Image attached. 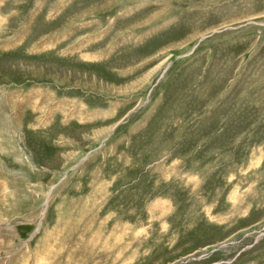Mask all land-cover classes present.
Returning <instances> with one entry per match:
<instances>
[{
  "label": "rangeland",
  "instance_id": "obj_1",
  "mask_svg": "<svg viewBox=\"0 0 264 264\" xmlns=\"http://www.w3.org/2000/svg\"><path fill=\"white\" fill-rule=\"evenodd\" d=\"M0 264H264V0H0Z\"/></svg>",
  "mask_w": 264,
  "mask_h": 264
},
{
  "label": "bare ground",
  "instance_id": "obj_2",
  "mask_svg": "<svg viewBox=\"0 0 264 264\" xmlns=\"http://www.w3.org/2000/svg\"><path fill=\"white\" fill-rule=\"evenodd\" d=\"M44 262V261H43Z\"/></svg>",
  "mask_w": 264,
  "mask_h": 264
}]
</instances>
